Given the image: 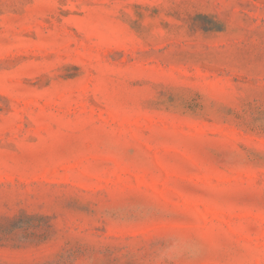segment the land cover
Masks as SVG:
<instances>
[{
	"label": "rangeland",
	"instance_id": "1",
	"mask_svg": "<svg viewBox=\"0 0 264 264\" xmlns=\"http://www.w3.org/2000/svg\"><path fill=\"white\" fill-rule=\"evenodd\" d=\"M0 264H264V0H0Z\"/></svg>",
	"mask_w": 264,
	"mask_h": 264
}]
</instances>
